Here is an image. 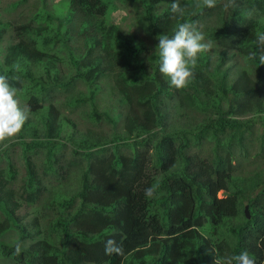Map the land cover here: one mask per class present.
I'll use <instances>...</instances> for the list:
<instances>
[{
	"label": "trees",
	"instance_id": "trees-1",
	"mask_svg": "<svg viewBox=\"0 0 264 264\" xmlns=\"http://www.w3.org/2000/svg\"><path fill=\"white\" fill-rule=\"evenodd\" d=\"M124 2L143 11L156 38L171 36L180 23L213 18L216 24L207 30L220 48L216 61L198 56L195 79L183 89L170 86L159 72L158 54L105 22L104 0H65L63 16L61 6L58 13H36L32 22L0 23V39L8 26L18 39L6 47L0 75L27 103L24 125L30 138L20 140L26 175L20 192L9 186L13 165L8 162L9 177L0 168V237L13 230L28 242L17 255L16 241H0V254L20 264H215V256L246 250L256 264H264V175H253L249 183L240 180L241 185L233 178L235 150L253 137L264 147V64L250 56L261 51L256 36L264 33V18H248L254 8L264 11V0H216L213 8L202 6V0H178L187 6L183 16L171 12L173 0ZM160 4L167 5L156 15ZM63 18L67 26L60 24ZM83 21L88 26H81ZM76 35L83 46L75 50L82 52L68 56L73 73L64 79L51 49ZM235 54L248 63L232 62ZM110 75L127 106L121 132L110 138L81 133L59 118L50 92L78 81L89 90L72 97L75 104L88 101L92 114L102 116L93 98L100 79ZM163 96L176 98L198 117L171 120ZM205 141L212 146L202 155L195 148ZM67 143L84 164L72 177V164L64 165L60 157V145ZM37 150H44L47 177L32 163L29 153ZM48 174L57 175L55 181ZM153 186L157 197H146L145 189ZM220 190L226 192L222 197ZM41 194L48 204L36 205L25 222L17 212L35 205ZM108 240L122 245L123 254H106Z\"/></svg>",
	"mask_w": 264,
	"mask_h": 264
},
{
	"label": "rangeland",
	"instance_id": "rangeland-1",
	"mask_svg": "<svg viewBox=\"0 0 264 264\" xmlns=\"http://www.w3.org/2000/svg\"><path fill=\"white\" fill-rule=\"evenodd\" d=\"M65 0H0V23L10 22L11 25L23 24L24 22L31 21L36 13L44 14V13H58V9L63 6ZM107 9L106 16L104 17L105 22L114 23L118 27L123 30L126 34H131L133 41L144 42L146 48L149 52L157 54L156 48L159 43L158 39L151 36L149 31L147 30V22L143 18V11L140 13L134 8V6L128 5L124 2V0H104ZM225 0H222V2ZM230 0H228V4ZM232 2V0H231ZM239 3V1L233 2ZM167 4H160L155 9V14H159L163 12L166 8ZM63 16L67 10V5L63 6ZM264 18V11L259 8H254L250 12V16L248 18ZM89 16L85 17L87 21ZM43 20V19H42ZM67 26L66 19L63 18L60 24ZM81 26H88V22L83 21L80 23ZM216 24V23H215ZM213 22V18H206L203 22H196L197 28L203 32L206 41H210L212 43V48L209 51H206L202 54H198L201 56H209L216 61V54L220 51L219 46L215 40H211L208 37L209 30L208 28H212L215 25ZM60 26V25H59ZM0 28L2 25L0 24ZM60 28V27H59ZM62 32V28L60 29ZM58 31L57 39L58 41H62L63 33ZM135 36V37H134ZM64 40V44L57 43L54 48L51 49V52H54L56 55V70L60 71L61 75L65 78L69 77L73 73V67L68 60V56L71 54L73 56H78L82 51L75 50V47L78 46L82 49L83 40L79 36H75L74 38ZM18 41L17 37H15V32L12 26H8L6 32L3 37L0 39V62L4 60V53L6 47ZM150 59V58H148ZM151 63V60H149ZM232 62H235L238 65H243V61L248 63L247 59L242 58L241 55L235 54L233 56ZM157 63V62H156ZM89 87L85 86V84L81 81L75 83V85L70 86L69 89H55L52 90L49 94V102L56 105L59 111V118L65 121H70V123H74L76 131L81 133H93L97 135H102L106 138H110L113 134L119 133L123 129V122L125 113L127 112V106L124 101L121 100L118 89L113 85V77L110 75L109 77H105L100 79L99 81V90L95 93L93 98V104L96 107V111L98 114H102L99 118L92 114L93 109L90 102L86 101L84 103L75 104V99L82 92H87ZM22 93L17 91V98L19 100L20 106L27 108V103L25 99L21 96ZM74 97V98H72ZM163 104L168 106L169 114L171 116V120H176L179 123L185 122L188 119L193 118L194 116L198 117L197 113L186 112L187 108L181 106L179 101L176 98L171 96H163L162 97ZM74 99L72 103L73 108H70L69 105L70 100ZM162 110L164 109L161 106ZM105 114H107L110 118L113 119L111 122L109 119H106ZM33 126L35 125V120L31 123ZM27 127L24 125L21 132L18 133L15 137H10L7 140L0 142V168H3L4 175L9 177L8 170L10 169L8 162L13 165L15 170L14 179L10 180L9 186L14 189L16 192H20V184L23 180H25V164L23 158V147L20 143L22 136H26V140L28 141L30 138L26 133ZM23 133V134H22ZM254 141L245 143V146L242 148H237L235 150V161L234 163V172L233 178L241 185V182L249 183L251 182V178L253 175H264V147L260 145L257 137H253ZM107 153L112 149L111 145ZM212 146L211 142L205 141L203 145L199 148H195V151L201 153L202 155L208 154ZM32 158V163L35 164L37 172L39 174L44 173V171L50 172L46 168V158L44 156V150H37L35 153H29ZM60 157L64 162V165L67 163H71L72 167L69 168V177L75 176L79 173L81 167L83 168L84 164L79 155L72 154V146L69 143L60 145ZM80 165L81 167H77ZM45 174V173H44ZM47 177V175L45 174ZM54 181L56 179L55 174L50 175ZM241 180V182H240ZM226 192L220 190L218 192V196L222 197ZM23 201V200H22ZM48 204L45 200V195L41 194L35 205L24 206L17 213L24 217V221L26 222L35 212V206H38V209H42L43 206ZM24 205V204H23ZM34 211V212H33ZM3 218V214L0 210V219ZM233 222V221H232ZM55 238L52 242H57L59 238L54 236ZM0 241L3 242H12L16 241L18 244L26 246L27 240L23 241L19 238V235L15 231H9L0 237ZM0 264H20L11 257H3L0 254Z\"/></svg>",
	"mask_w": 264,
	"mask_h": 264
},
{
	"label": "clouds",
	"instance_id": "clouds-1",
	"mask_svg": "<svg viewBox=\"0 0 264 264\" xmlns=\"http://www.w3.org/2000/svg\"><path fill=\"white\" fill-rule=\"evenodd\" d=\"M202 6L213 8L216 0H202ZM170 7L171 12L179 16H183L187 10V6H181L178 0H173ZM106 14L105 12L103 18ZM156 39L159 41L156 48L159 56L156 60L160 61L159 72L168 78L170 86L176 89L185 88L195 79L198 54L209 51L212 43L205 40L203 32L194 23H180L171 36L163 34ZM256 44L261 51L259 54L252 52L250 56L264 64V33H257ZM17 91L7 76L0 75V142L20 133L29 117V110L20 106ZM144 194L148 198L157 197L155 186L146 188ZM21 250V245L17 244L15 254L19 255ZM105 253L122 255L123 246L108 240L105 243ZM215 264H256V260L245 250L237 255H225L223 258L215 256Z\"/></svg>",
	"mask_w": 264,
	"mask_h": 264
},
{
	"label": "water",
	"instance_id": "water-1",
	"mask_svg": "<svg viewBox=\"0 0 264 264\" xmlns=\"http://www.w3.org/2000/svg\"><path fill=\"white\" fill-rule=\"evenodd\" d=\"M244 210H245V213L247 214V217H250V214L247 211V205L245 206Z\"/></svg>",
	"mask_w": 264,
	"mask_h": 264
}]
</instances>
